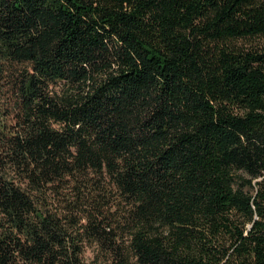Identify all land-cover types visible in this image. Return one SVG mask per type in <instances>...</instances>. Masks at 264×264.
<instances>
[{"label":"trees","instance_id":"obj_1","mask_svg":"<svg viewBox=\"0 0 264 264\" xmlns=\"http://www.w3.org/2000/svg\"><path fill=\"white\" fill-rule=\"evenodd\" d=\"M264 264V0H0V264Z\"/></svg>","mask_w":264,"mask_h":264},{"label":"rangeland","instance_id":"obj_2","mask_svg":"<svg viewBox=\"0 0 264 264\" xmlns=\"http://www.w3.org/2000/svg\"><path fill=\"white\" fill-rule=\"evenodd\" d=\"M98 254L96 252V248H88L85 253H84V257L86 259V261L90 264H95L96 262V258H97ZM103 264V263H102Z\"/></svg>","mask_w":264,"mask_h":264}]
</instances>
